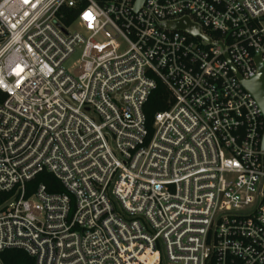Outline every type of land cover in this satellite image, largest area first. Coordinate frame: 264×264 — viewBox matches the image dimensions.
<instances>
[{
    "label": "built area",
    "instance_id": "obj_1",
    "mask_svg": "<svg viewBox=\"0 0 264 264\" xmlns=\"http://www.w3.org/2000/svg\"><path fill=\"white\" fill-rule=\"evenodd\" d=\"M135 1L0 0V251L264 264V116L228 64L264 70V0ZM183 19L200 34L161 26ZM156 80L173 101L149 134ZM42 171L64 191L27 195Z\"/></svg>",
    "mask_w": 264,
    "mask_h": 264
},
{
    "label": "trees",
    "instance_id": "obj_2",
    "mask_svg": "<svg viewBox=\"0 0 264 264\" xmlns=\"http://www.w3.org/2000/svg\"><path fill=\"white\" fill-rule=\"evenodd\" d=\"M69 19H71V14L68 16ZM172 101L173 98L166 86L160 80H156L155 88L143 105L146 128L149 134L153 131L154 114L167 109ZM40 183L44 184L50 193L64 191L60 182L51 173L42 171L27 183V195L31 194L35 186ZM0 264H34V259L21 249L8 248L0 251Z\"/></svg>",
    "mask_w": 264,
    "mask_h": 264
},
{
    "label": "water",
    "instance_id": "obj_3",
    "mask_svg": "<svg viewBox=\"0 0 264 264\" xmlns=\"http://www.w3.org/2000/svg\"><path fill=\"white\" fill-rule=\"evenodd\" d=\"M143 0H136L134 9H138L139 6ZM161 26L163 27H169L172 29H179L183 30L185 32H188L191 35H199L200 31L199 28L192 23H190L188 20L183 19L175 22H169L164 23ZM255 63L257 66V74L254 78L251 80L244 81L241 79L240 75L238 74L235 67L232 65V63L228 60V64L234 73V75L238 78V80L241 82L242 86L252 95V97L257 102L259 108L261 109V112L264 116V70L261 66V63L259 61V57L255 58ZM262 146L264 147V132H263V138H262Z\"/></svg>",
    "mask_w": 264,
    "mask_h": 264
},
{
    "label": "rangeland",
    "instance_id": "obj_4",
    "mask_svg": "<svg viewBox=\"0 0 264 264\" xmlns=\"http://www.w3.org/2000/svg\"><path fill=\"white\" fill-rule=\"evenodd\" d=\"M76 29H77L76 24H71L68 27L69 31H74ZM96 40L102 41L103 37L102 36H98ZM81 53H82V47H77L75 49V51L69 56V58L64 62V64H63L64 68L68 69V70H72L73 68H75L76 64H77V61L80 60Z\"/></svg>",
    "mask_w": 264,
    "mask_h": 264
},
{
    "label": "snow or ice",
    "instance_id": "obj_5",
    "mask_svg": "<svg viewBox=\"0 0 264 264\" xmlns=\"http://www.w3.org/2000/svg\"><path fill=\"white\" fill-rule=\"evenodd\" d=\"M25 2H27V0H25ZM85 18H86V19H90L91 17H90L89 14H86V15H85Z\"/></svg>",
    "mask_w": 264,
    "mask_h": 264
}]
</instances>
